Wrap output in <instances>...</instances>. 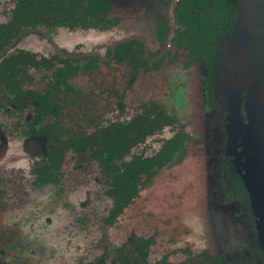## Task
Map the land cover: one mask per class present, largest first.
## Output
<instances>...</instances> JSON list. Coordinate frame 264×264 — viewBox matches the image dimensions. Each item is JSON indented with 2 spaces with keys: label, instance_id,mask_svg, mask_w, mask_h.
<instances>
[{
  "label": "rangeland",
  "instance_id": "374dc122",
  "mask_svg": "<svg viewBox=\"0 0 264 264\" xmlns=\"http://www.w3.org/2000/svg\"><path fill=\"white\" fill-rule=\"evenodd\" d=\"M16 1L0 0V24L10 19ZM115 1V14L124 21L110 31L68 32L60 29L49 32L47 28L39 29L52 33L56 43L70 53L98 50L105 54L107 47L124 35L142 32L152 38L156 21L152 24L151 21L146 22L148 13L156 12L155 20L171 13L164 0ZM138 14L144 16L141 30L135 22L129 25V21L139 19ZM255 23L259 36L251 42V47L256 51L254 59L261 65L262 73L255 83V98L249 107L259 123L254 120V124L249 126L250 135L245 134L248 125L242 123L249 116L246 110V118L241 105L244 98L242 90L250 89L246 68L237 64L226 66L225 69L231 71L230 79L235 91L232 86L230 93L233 97L228 104L222 92L217 95L223 100L230 120L242 125L240 132L233 131L234 146L229 147L235 155L233 161L238 169L247 170L255 187L261 186L260 191H264V2L256 9ZM21 40L18 50L47 58L54 54L53 46L41 35L31 33ZM182 60L181 57L176 62H167L156 74L141 75L133 83L128 82L132 79L129 71L113 64L101 65L99 71L87 76L81 74L71 82L77 95H98L95 108L99 109H105L103 95L107 96L111 90L120 91L118 95L122 92L121 99L114 98L111 110L104 113L107 114L105 124L131 119L141 113L145 104L154 100L178 120L173 127H166V130L148 138L133 153L151 156L159 150L164 138L177 132L189 137L184 157L177 164L165 167L150 184L144 182L139 198L109 227H104L103 222L109 216L113 202L105 193L107 187L97 161L88 159L77 167L76 163L81 162L80 156L69 154L63 167L64 190L35 191L33 172L40 157H31L23 152V138L17 135L14 117L0 119V140L7 139L0 147V178L4 179L0 189L13 194L6 214L2 218L0 215V250L7 252V259L12 256L25 259L28 254H33L32 264H75L82 263L81 260L84 264H99L94 260L104 248L113 251L131 238L140 237L154 240L150 248V262L166 256L173 262H182L208 250L212 254L221 251L229 253L232 264H256L255 259H242L249 243V224L239 214L240 205L233 197L228 201L221 185L219 158L223 153L221 143L224 139L219 122L221 115L215 110L206 114L205 108L209 109V104L204 103L199 87L201 65L196 63L185 69ZM36 80L35 88L31 87L36 91L49 90L42 94V98L48 100L54 80ZM126 88L130 90L126 92ZM29 100L30 97L26 100L27 105ZM120 100L123 103L118 105ZM211 106L215 107L214 101ZM31 110L34 111L33 108ZM10 187L13 193L8 190ZM4 199L6 197L0 196L3 205ZM83 202L86 203L85 208L80 207ZM82 217L92 227L91 234L81 233L74 225ZM260 236L264 243V232ZM77 246L82 248L79 255L70 252ZM89 250L95 254L89 255Z\"/></svg>",
  "mask_w": 264,
  "mask_h": 264
},
{
  "label": "trees",
  "instance_id": "16d2710c",
  "mask_svg": "<svg viewBox=\"0 0 264 264\" xmlns=\"http://www.w3.org/2000/svg\"><path fill=\"white\" fill-rule=\"evenodd\" d=\"M235 3V0H181L178 3V29L174 44L180 49L186 46V50H190L192 54L199 53L201 57H204L210 75L215 71H223L222 62L221 65L217 64L220 56L219 38L228 32L227 37H229L238 23L240 10ZM114 8L115 4L110 0H17L11 10L10 19L0 24V42L3 43L0 46V52L4 51L19 34L29 29L47 28L49 32L60 29L68 32H105L121 22L119 18L109 17ZM169 25L170 22L165 20L158 23L157 37L160 42L167 41L170 32ZM10 57H15L18 62L0 61V82L12 84L15 70L20 72V69L16 67L29 63L38 66L42 63L36 60V55L30 53H11ZM65 62L66 68H58L55 72L59 79L64 72L74 74L82 69L83 72L90 73L101 66V61L93 57L84 60L85 63L82 66L72 67L71 61L66 60ZM114 63L118 66L124 65L135 75L142 68L149 71L159 67V65L147 62L144 58V45L139 40L121 45L117 49ZM216 85L217 81L210 87V97L213 101H218L219 105L220 101L215 95ZM36 99L41 102V99ZM54 101L55 99L48 104H42V108L39 109L41 116L47 111L57 114L54 111L57 107ZM85 111L82 116L83 125L95 127L98 131L90 134L88 129L83 127L82 131L76 132L67 142L63 143L61 149L52 148L49 159L51 165L44 169L47 175L52 176L54 171L61 168L65 153L69 151L81 156V162H77L76 166L82 165L88 159L97 161L102 168V177L107 187L105 193L113 202L110 214L104 222L114 224L121 214L139 198L144 182L150 184L165 167L177 164L184 157L187 150L186 135L178 133L173 137L164 138L160 149L151 156L145 153L136 154L133 150L138 145L144 144L149 136H153L158 130L162 131L168 124H174L175 119L165 114L155 118L156 114L148 111L147 115L151 117L149 119L140 117L131 122L122 121L104 125L100 115L94 120L93 115L90 114V116ZM156 121L161 124L158 126ZM229 122L224 146L228 143V147H231L234 146L233 131H236L238 124L231 120ZM41 134L50 136L52 130ZM226 153L227 158H230V164L228 163L231 168H229L230 176L243 196L250 224L256 235L254 248L260 252L261 257H264V248L261 247L259 237L264 232V213L257 206L247 170L239 169L241 173L236 172L237 166L233 162L235 155L232 152L229 153L228 149ZM153 243V239L131 238L128 243L113 249L114 253L110 257L112 264H230L226 255H214L208 250L182 262L170 261L168 257L161 261L150 262V248Z\"/></svg>",
  "mask_w": 264,
  "mask_h": 264
},
{
  "label": "flooded vegetation",
  "instance_id": "af4514ba",
  "mask_svg": "<svg viewBox=\"0 0 264 264\" xmlns=\"http://www.w3.org/2000/svg\"><path fill=\"white\" fill-rule=\"evenodd\" d=\"M112 2H114L115 4V8L113 9V11L110 13L109 17L111 19L114 18H119L121 20V22L117 25L112 27L111 29L107 30L110 31L114 28H117L119 26H121V24L123 23V18L116 15V8H117V2L115 0H110ZM166 1V3L170 6L171 8V13L169 14H163L161 16L158 17L157 20H155V16H156V12L153 13H148V17H145L146 22H150L151 24L152 22L156 21L154 24V35L152 36V38L148 37V35L140 32L138 34H132V35H124L122 36L120 39H118L117 41H115L114 43H112L109 47H107V51L105 54H102V52L95 50V51H86V52H82V53H70L68 51V49L62 48L61 46L58 45V43H56L57 41L54 39L52 33L49 32H43L40 29H29L26 31H23L21 34H19V36H17V38L12 41L9 46L2 52H0V61L1 60H9L12 63H17V59L15 57H10L11 53H20V52H24V53H30L33 55H36L37 58L36 60L38 62H42L40 65L35 66L33 63H29L28 65H23L21 67H16L17 69H20V72L15 70L14 73V81L12 84L10 83H4V82H0V119L1 118H6V117H14L16 119V126L15 128L17 129V135H19L20 137L23 138V144H22V148H23V152L31 157H36L39 156L40 160L36 161L37 169H34V175H33V185L35 188V191H40V190H58V191H62L64 190V181H63V177H64V164H65V158L67 155L71 154L72 156H76L77 154H73V151H69L65 153V157L63 160V163L61 166V168L58 171H54V174L51 175H47V171L44 169L46 168V166H50V153L52 152V148H56L58 147V149H61L62 144L67 142L73 135H75L76 132H80L82 131L83 127H86L89 131L90 134H93V132L98 131L97 128L90 126L87 127V125H83V112L84 110H86L85 112H88L90 110H95L93 112H91L90 114L93 115L92 119H97V117H99V115L101 116V121H103L104 123V118L106 117L107 114L104 115V113L108 112L109 110H111V105L113 103V99L114 98H120L122 95L121 94L118 95V93H120V91H116V90H111L110 92H108L107 96H104V101H105V109H99V108H95L96 103L98 102V95H93V94H79L77 95L75 88L72 85V80L78 76H80L81 74L84 75H91L97 71L100 70L101 66L99 69L96 70H92L90 73H85L81 70H79L78 72L74 73V74H70V73H65L62 74V76L57 77L55 75V72L58 70V68H66V60L71 61V66L72 67H76V66H82L85 62H83L84 60L88 59V58H98L101 61V65H109V64H113L116 65L114 63L115 57H116V52L117 49L124 44L130 43L132 41L135 40H139L143 43L144 45V58L147 59V62L151 63V64H156L159 65L158 68L155 69H150L149 71H145L144 68L140 69L139 73L137 75H135L134 73H132V71H129L131 73L132 79L129 80L128 82L133 83L135 82V79L137 80V78H141V75H153L156 74V72H159L162 68V66L164 64H166L167 62H176L179 59H181L182 57V66L185 69H190L192 66H194V64L197 63L201 65V71H198L199 75H200V80H201V86H199L202 89V96L204 97V103L209 104V109L208 107H206V114L208 115L209 113L217 112L219 111L220 113V117H219V122H220V129H222L223 134H224V139L221 143L222 146V152L220 154V161L219 163L221 164V171L220 173V179H222V187L224 186V190L223 192L226 194L227 199L229 201L230 198H234V200L236 201L235 203H238L240 205V211L239 214L244 216L246 218V222L249 224V243L247 245V250H246V254L245 256L242 258L243 260L247 259L249 260H254L257 261L256 264L260 263V264H264V257H261L260 252L256 251V249L254 248V239L256 237V235L253 232L252 229V225L250 224L251 221L249 220L248 214H247V208H246V203L243 200V196L242 194H240V192L238 191V187L236 185V183L234 182V179L231 178V173H230V158H227V153H226V149H228L229 153H230V148L228 147V143L227 145L224 146V142L226 141V137L228 134V125L230 124L229 120L230 118L228 117V110H226L224 108V106H222L220 103L218 105V101H214L215 102V107L211 106L210 104L213 103V100L211 99V94H210V87L215 83V81H220L222 80L224 77L227 76V73L224 71H215L214 74L210 75L209 70H208V66L206 65V59H204V57H201L198 54H192L190 52V50H186V46H184V48L180 49L178 45L174 44V39L176 36V31L178 29V25H177V6L178 3L181 0H164ZM175 2V4H174ZM235 4H237V6H239L238 1L235 0ZM14 8V7H13ZM12 8V9H13ZM11 9V10H12ZM139 19L138 20H131L129 21V25L131 22H135L137 23V25L139 26L138 30H141L140 24L143 22L142 19H144L143 15L138 14ZM154 18V19H153ZM162 20H165L167 22H170L169 25V35L167 38V41L164 42H160L158 37H157V31H158V23ZM8 21V20H7ZM150 24V23H149ZM152 26V25H151ZM150 26V28H151ZM149 28V29H150ZM58 31V30H57ZM150 31V30H149ZM92 32V31H91ZM93 32H98V31H93ZM102 32V31H99ZM136 32V31H135ZM38 34L41 36H43L44 38L47 39V41L49 42V44L51 46H53L54 48V54L53 56L47 58L45 56H39L37 54H34L32 52L29 51H24V50H18L17 46L18 44L22 41L21 39H23L26 35L28 34ZM151 34V33H150ZM172 35V39L170 40ZM229 35L228 34L222 36L219 38V43H220V51H219V58L217 59V64L221 65V62L223 61L221 58V43L222 41L226 40L225 38ZM125 40H129L126 41L125 43L119 44L120 42H123ZM223 41V42H224ZM116 48L113 50V47L116 45ZM3 43L0 42V46H2ZM155 45V47H154ZM171 52V54H170ZM184 54H187L188 56H184ZM57 55H59V57H57ZM206 55V53H205ZM6 56V57H5ZM208 59V58H207ZM44 62V64H43ZM15 67V66H14ZM122 68H125L127 71L128 69L122 65ZM1 69V66H0ZM36 80V78H38ZM49 79H53L54 83L52 85V91H51V96L49 94V99L45 100L44 98H42V94L43 93H48L49 90L45 89L42 91H36L35 89H33V87H31V85L34 86V82L35 80L38 82H46ZM214 81V83H213ZM36 83V82H35ZM129 83V84H130ZM118 86V84H117ZM129 87V85L127 86ZM131 88V87H130ZM130 88L127 90L124 89L126 92L130 90ZM199 88V89H200ZM200 89V90H201ZM47 90V91H46ZM45 91V92H44ZM54 93V94H53ZM242 96L244 97L242 100V111L245 113L246 118H247V107L252 103L254 96L250 95L249 90H242ZM30 97L31 100H29L30 103H28L27 105V98ZM85 97V98H84ZM38 99H41V102ZM83 98L85 99L83 101ZM53 99H55L54 103L55 105H57L56 109L54 111L57 112V114H53L51 112H45L43 113V115L41 116V114L39 113V109L42 108V104H48L49 102H51ZM121 99V98H120ZM124 99V98H123ZM83 101V102H82ZM123 103V100H120V104L121 105ZM34 109V111H32L31 109ZM218 108V109H217ZM153 109V110H152ZM208 109V110H207ZM100 110V111H99ZM32 112L34 114H31L29 112ZM148 111L154 112L155 118L162 116V114H165L166 116H169L171 118L175 119V123L174 124H168L166 127H173L175 124L178 123V120H176V118L173 115H170L168 113H166V110L163 109V106L160 105L158 103V101L154 100L153 102L150 101L149 103L145 104L142 107L141 113L137 114V116L132 117L131 119L128 120H121L118 122H110V123H120L122 121H133L136 120L140 117H144L146 119L151 118L150 116L147 115ZM26 114H29L28 116H26ZM19 115V116H17ZM18 118V119H17ZM91 119V120H92ZM90 120V121H91ZM88 122H90L89 120H87ZM177 121V122H176ZM99 122V121H97ZM234 122V121H232ZM14 123V122H13ZM110 123H107L104 125H109ZM157 125L159 126L161 124H159L158 121H156ZM236 123V122H234ZM240 123V122H238ZM236 123V124H238ZM242 123L248 125L249 121L247 119H245ZM156 125V126H157ZM165 127V128H166ZM163 130H166V129ZM227 128V131H226ZM242 128V125H237L236 130L239 131V129ZM246 129V133L248 134L249 131V126L245 128ZM47 130H52V135L50 136H46L44 134H41L43 132H46ZM162 130V131H163ZM159 131L154 134L153 136L157 135L158 133L162 132ZM240 132V131H239ZM179 132L175 133L178 134ZM13 135H15L13 133ZM174 136V135H173ZM171 136V137H173ZM152 136H149L148 138H151ZM147 138V139H148ZM188 136L186 135V144H187V140H188ZM5 138H2V140H0V147H3V145L6 143ZM38 140H43V147L40 146L39 144H35L36 141ZM35 145H34V144ZM145 144V143H144ZM144 144H140V145H144ZM140 145H138L137 147H139ZM162 145V144H161ZM160 145V147H161ZM136 147V148H137ZM227 147V148H226ZM160 149V148H159ZM81 158V156H80ZM234 162V161H233ZM229 163V164H228ZM234 164L236 165V163L234 162ZM80 165H78L77 167H79ZM230 168V169H229ZM236 172L241 173L240 170L237 168ZM10 181L13 182L12 177H10L9 179ZM4 179L0 178V183L3 182ZM8 190H10L12 192V188L10 187ZM13 193V192H12ZM0 196L6 197V199H4L5 201V205H3V202L0 203V215L2 214L1 218L3 217V214L5 215L7 210L9 209L12 201H11V197L13 196V194H10L9 192H7L4 188L0 189ZM86 203H81L80 207L81 208H85ZM105 220V219H104ZM50 223V222H49ZM103 226L104 227H109L113 224H106L105 222H103ZM115 224V223H114ZM71 225V224H70ZM76 225V228H78V230L81 233H86L85 235L89 234L90 232H92V227L89 225L88 220L85 219L84 217L79 218L78 221L74 224ZM70 227V226H69ZM9 229V228H8ZM102 230H105V228H102ZM91 234V233H90ZM105 235H102V237ZM13 237V236H11ZM261 238V236H259ZM71 238H68V240H70ZM68 243V242H67ZM66 243V244H67ZM234 245H237L238 247L241 246L240 243H232ZM261 247L264 248V243L262 242V239L260 241ZM231 245V244H230ZM114 249V248H113ZM73 252V254H80V252H82V248L81 246H77V248L74 249H70V252ZM206 251V250H204ZM202 251V252H204ZM88 253V252H87ZM89 255H93L95 254L93 251L89 250ZM93 253V254H91ZM114 252L108 248H104L99 255H97V257L95 258V262L99 263V264H107V262L109 264H112V261L110 259V257L112 256ZM201 254V253H199ZM218 254H224L227 257V261L231 263L230 261V255L229 253L225 252V251H221ZM7 252L0 250V264H32L31 261V255L28 254L27 258H23V257H15L12 256V258L7 259ZM105 255H107V257H104ZM217 255V254H214ZM167 257V256H166ZM165 258V257H164ZM163 258V259H164ZM162 259V260H163ZM170 260V259H169ZM110 261V262H109ZM161 261V260H159ZM172 261V260H170ZM186 261V260H185ZM82 263H78V264H84L83 260H81ZM61 263V262H59ZM75 263V264H77ZM249 263V262H248Z\"/></svg>",
  "mask_w": 264,
  "mask_h": 264
},
{
  "label": "water",
  "instance_id": "95a60500",
  "mask_svg": "<svg viewBox=\"0 0 264 264\" xmlns=\"http://www.w3.org/2000/svg\"><path fill=\"white\" fill-rule=\"evenodd\" d=\"M236 1H238L239 3L240 17H239L238 23L234 31L223 42V48H222V60H223L222 70L227 73V76L223 80H220V81L218 80L217 85H216L215 95L221 104L223 100L219 99L217 95L218 93L220 94L222 92V94L225 95L224 100L225 102H227V104L230 103V100H232V97H233V93H230L231 91L230 88H232L233 86L231 79H230L231 71L229 69H225L226 66L237 64L239 66L246 68L247 70L246 73L249 76V82H250V85H249L250 89L248 90L250 94L253 96H254V89L256 88L255 83L257 84L260 73H262L261 65L254 59L256 51L253 50L254 49L253 47H251V44H252L251 42L256 37L259 36V33L258 31H256V28H255L256 26L255 12H256V9L261 5V3L264 2V0H236ZM171 39H172V35H171L170 40ZM126 41H129V40H125L123 42H120L119 44L125 43ZM119 44H116L113 47V50ZM233 90L235 91L234 86H233ZM247 111L249 115L248 116V121H249L248 126L251 127L254 124L253 123L254 120L257 123H259L257 119H255L251 110H249V105L247 107ZM249 131H248V134L250 135ZM35 144H39L40 146L43 147V140L42 141L38 140L35 142ZM248 180L250 182V186L252 187L255 193V200H256L257 206L264 213V191H260L261 186L255 187L249 175H248Z\"/></svg>",
  "mask_w": 264,
  "mask_h": 264
}]
</instances>
